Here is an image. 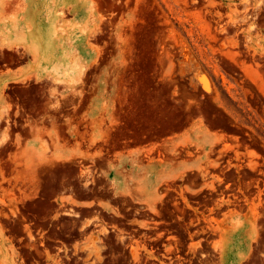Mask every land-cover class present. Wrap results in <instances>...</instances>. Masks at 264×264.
Listing matches in <instances>:
<instances>
[{
	"label": "rangeland",
	"instance_id": "rangeland-1",
	"mask_svg": "<svg viewBox=\"0 0 264 264\" xmlns=\"http://www.w3.org/2000/svg\"><path fill=\"white\" fill-rule=\"evenodd\" d=\"M5 1L0 264H149L176 184L189 254L264 264V0Z\"/></svg>",
	"mask_w": 264,
	"mask_h": 264
},
{
	"label": "flooded vegetation",
	"instance_id": "flooded-vegetation-1",
	"mask_svg": "<svg viewBox=\"0 0 264 264\" xmlns=\"http://www.w3.org/2000/svg\"><path fill=\"white\" fill-rule=\"evenodd\" d=\"M260 147L264 149L263 144H260ZM240 153L243 156L241 161H244L245 165H247L248 161H245L244 158L248 155L245 156V152ZM236 155L235 151L231 154L218 153L217 157L227 156L218 162L219 171H239L237 166L241 164L231 162L234 159H238ZM260 158H262L260 165H264V156L261 155ZM257 171H259L258 173H262L264 169L259 168ZM227 186L225 185V187ZM167 189L174 192L172 197L169 198L167 218L158 215V219L153 221V225L145 227L153 229V233L144 235V238L141 240L143 244L149 247L146 252L154 253L153 256L146 254V257L155 260L149 264H195L196 262L204 264L201 262L202 257L189 254L191 244L189 240L201 234H206V236L200 237V239L204 242L207 241L208 233L204 229L203 222L207 219L210 208L203 205L202 209L195 210V207L186 201L188 196L182 195V184H176L175 187ZM216 208L218 207L216 206ZM160 213L163 212L160 210ZM192 216H195V218ZM193 227L196 228L193 229ZM177 239L180 242L174 241ZM201 255L205 256V254Z\"/></svg>",
	"mask_w": 264,
	"mask_h": 264
},
{
	"label": "bare ground",
	"instance_id": "bare-ground-1",
	"mask_svg": "<svg viewBox=\"0 0 264 264\" xmlns=\"http://www.w3.org/2000/svg\"><path fill=\"white\" fill-rule=\"evenodd\" d=\"M33 1V0H32ZM11 2V1H10ZM25 3H27V2H25ZM5 4H7V1H5V0H0V5H5ZM41 5V4H40ZM27 6V5H26ZM47 6H49V5H47ZM62 8V7H61ZM55 10V9H54ZM51 13V12H50ZM32 29V28H31ZM57 33V32H56ZM54 36H56V35H54ZM28 49H29V51L32 53V54H34V55H36L37 54V48H36V42L35 41H32L29 45H28ZM43 59H45V58H43ZM262 87V89L264 88V85H262L261 86Z\"/></svg>",
	"mask_w": 264,
	"mask_h": 264
}]
</instances>
